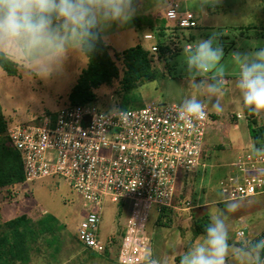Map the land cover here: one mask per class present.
Wrapping results in <instances>:
<instances>
[{"label": "rangeland", "instance_id": "374dc122", "mask_svg": "<svg viewBox=\"0 0 264 264\" xmlns=\"http://www.w3.org/2000/svg\"><path fill=\"white\" fill-rule=\"evenodd\" d=\"M159 1L146 0L142 7L137 6V14L133 20L125 26L113 24L104 33L103 41L111 48L112 53H122L141 45L155 55L154 65L158 79L139 89L144 105H181L184 99L196 97L205 103L215 120L206 132L211 147L209 163L212 167L204 180L195 174L182 177L174 207L162 219H159V211L154 208L148 218L147 233L153 257L166 260L167 264H177L175 258L184 251L187 239L193 238L192 209L207 208L209 214L224 209L225 195L219 185L223 171L252 142L245 118L238 122L233 119L237 115L245 116L246 112L235 87L236 75L231 68L230 53L250 51L252 44L264 46V0H252L249 8L242 0H228L219 12L205 20L202 27L182 32L177 30V37L171 36L168 43L165 42L169 51L162 60L157 58L158 52L152 51V47L158 45V30L143 17L149 6ZM212 31L221 35L219 42L225 52L221 63L228 72L219 108H213L200 90L190 86L181 67L183 48L199 39H206ZM147 34H152L156 39H144ZM190 36L194 38L191 39ZM117 64L123 69L121 61H117ZM87 66L88 61L84 63L77 56L70 55L65 63L64 73L48 83L33 80L18 66L16 76H10L0 68V105L9 124L37 123L46 114L67 107L69 95ZM118 88L119 82L115 81L96 90L98 103L103 107L119 105L120 97L116 92ZM256 119L264 124L262 119ZM234 122L238 123V130L234 128ZM236 202L239 204L238 209L228 214L232 237L229 242L238 243L245 237L254 239L256 235L264 233V195ZM83 206L81 195L60 177L25 182L10 191L0 190V222L11 220L21 213L46 211L65 227L61 232L64 240L56 255L55 264H119L129 216L127 210L122 209V205L115 204L104 207L100 238L106 243L109 238H113L115 242L110 246L109 255H98L93 259L79 243L77 236L79 224L85 217ZM239 231L245 233L241 239L237 236ZM33 257L35 264H46V261L51 260L49 255L43 256L44 260H35L37 256Z\"/></svg>", "mask_w": 264, "mask_h": 264}, {"label": "built area", "instance_id": "2783aa9c", "mask_svg": "<svg viewBox=\"0 0 264 264\" xmlns=\"http://www.w3.org/2000/svg\"><path fill=\"white\" fill-rule=\"evenodd\" d=\"M166 18L182 30L198 27L191 12L172 8ZM179 106L122 110L115 104L103 107L98 100L68 105L37 123L9 124L8 137L21 157L25 182L60 177L81 195L85 217L77 236L84 249L106 253L109 243L100 238L104 207L122 205L129 216L119 261L143 264L150 250L147 222L152 210L172 209L181 178L195 174L203 181L212 167L206 132L214 118L206 107L204 119L181 121L176 118ZM113 108L123 115L98 118ZM242 118L248 122L251 115L236 116L237 121ZM256 149L252 144L228 165L219 181L224 201L264 195V154Z\"/></svg>", "mask_w": 264, "mask_h": 264}, {"label": "clouds", "instance_id": "9594fccd", "mask_svg": "<svg viewBox=\"0 0 264 264\" xmlns=\"http://www.w3.org/2000/svg\"><path fill=\"white\" fill-rule=\"evenodd\" d=\"M222 0H196L201 10H215ZM137 14L136 0H0V62H11L25 70L33 80L45 83L62 75L70 55L87 63L90 54L113 24L125 26ZM220 34L212 31L183 48L181 67L192 88L200 90L213 108H219L225 77L222 61L225 52ZM231 68L236 75L235 87L242 107L264 118V46L252 44L247 52L230 53ZM123 111L111 109L101 117L118 118ZM206 105L196 97L184 99L176 118L191 122L204 119ZM264 154V149H256ZM239 207L225 201V207L209 214V222L195 239L189 237L179 264H264V238H243L230 243L229 213ZM144 264H167L149 250Z\"/></svg>", "mask_w": 264, "mask_h": 264}, {"label": "trees", "instance_id": "16d2710c", "mask_svg": "<svg viewBox=\"0 0 264 264\" xmlns=\"http://www.w3.org/2000/svg\"><path fill=\"white\" fill-rule=\"evenodd\" d=\"M179 30H182L176 27ZM158 59L162 60L169 51L165 43H158ZM156 52V53H157ZM155 55L150 54L141 45H136L122 53H112L111 48L103 41L97 44L90 54L88 66L85 68L69 95V105L76 106L88 102H96V90L119 82L116 91L120 97L119 108L122 110L139 109L144 106L139 89L145 84L158 79L154 65ZM121 61L123 69L117 64ZM0 68L10 76H16L17 65L11 62H0ZM248 114V112L245 110ZM9 122L0 105V190H13L25 183L23 164L19 153L11 145L8 137ZM248 129L254 147L264 149V124H260L251 115ZM203 207V206H202ZM170 211L163 208L159 219ZM192 233L195 239L209 222L207 208H193L191 212ZM65 227L53 215L45 214L38 220L26 215L0 222V264H32L33 256L40 253L39 243L53 250L54 257L60 252L64 238L61 235ZM264 238V233L256 239ZM115 240L111 238L104 255H109V248ZM90 258L98 254L85 249ZM179 262V257L176 258Z\"/></svg>", "mask_w": 264, "mask_h": 264}, {"label": "crops", "instance_id": "0c3cea01", "mask_svg": "<svg viewBox=\"0 0 264 264\" xmlns=\"http://www.w3.org/2000/svg\"><path fill=\"white\" fill-rule=\"evenodd\" d=\"M145 1L146 0H137L136 1L137 2V6L139 8L142 7L144 5ZM227 1L228 0H222V3L219 6H217V8L215 10L207 9L208 12H204V11L199 10L195 6L196 0H160L157 3L150 5L148 10L144 13L143 17L147 18L149 20L148 24H150L152 26H156V29L158 30V36H159L158 39H157V43H165V42L168 43V41L170 40L171 36L177 37V34H175V32L177 30L182 32V30L177 29L176 26L174 25V23H172L171 21H169L166 18V13L170 9L176 8L180 12H191V13H193L196 16V18H197L198 27H202L204 22H205V20L208 19L210 16L214 15L215 12H219V9H222L224 4ZM242 1L244 2L245 6H247L248 8L251 7V1L252 0H242ZM263 12H264V8H263ZM147 36H151L152 38L151 39H147L146 38ZM190 38L193 39L194 36H190ZM144 39H146V40H154L156 38H154V36L152 34H147V35H145ZM233 119L236 120V117H234ZM234 128L236 130L239 129L238 123L234 122ZM252 144L253 143L250 142L247 147L251 146ZM216 146H219V145H216ZM228 172H229V169L227 168L226 170L223 171V175L222 176L223 177L226 176ZM250 199H252V198H250ZM45 214H47L46 211H43L41 213L27 212V213L18 214L16 217L21 216V215H26L27 217H29L32 220H38L41 217H43ZM16 217H13L12 219H14ZM6 221H8V220H6ZM240 232H243V231H239L238 233H240ZM243 234L244 235L242 237H239L238 234H237L238 238H240V239L243 238L245 236V233L243 232ZM262 234L263 233L256 235L253 240L258 238ZM110 240L111 239L109 238V241ZM109 241L107 243H109ZM38 247H41L42 251L40 253L34 255V256H37L35 260H41L43 256L46 257V255H49L51 260L48 261V262L46 261V264H55L56 263L55 262L57 260V259H55L56 255L54 257L51 256V252H50L51 249L50 248L44 246L42 243H39ZM109 249H111V247ZM40 256H41V258H40ZM176 258H178V257H176ZM176 258H175V261H176ZM42 260H44V258ZM45 260H46V258H45ZM118 263L121 264L119 260H118ZM176 263L179 264L178 261H176ZM32 264H35V262H33V259H32ZM229 264H232V261L229 262Z\"/></svg>", "mask_w": 264, "mask_h": 264}]
</instances>
